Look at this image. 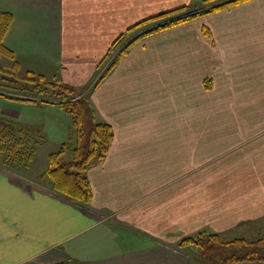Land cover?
Listing matches in <instances>:
<instances>
[{"label": "crops", "instance_id": "obj_1", "mask_svg": "<svg viewBox=\"0 0 264 264\" xmlns=\"http://www.w3.org/2000/svg\"><path fill=\"white\" fill-rule=\"evenodd\" d=\"M187 1L0 0L11 15L1 42L20 68L81 86L129 26ZM90 102L113 132L103 160L86 169L90 200L54 191L39 176L45 168H0V264H203L179 241L264 235V0L136 41ZM36 106L50 119L23 123L48 141L32 163L51 141L46 167L71 118Z\"/></svg>", "mask_w": 264, "mask_h": 264}, {"label": "trees", "instance_id": "obj_2", "mask_svg": "<svg viewBox=\"0 0 264 264\" xmlns=\"http://www.w3.org/2000/svg\"><path fill=\"white\" fill-rule=\"evenodd\" d=\"M241 1L244 0L221 2L216 6L208 7L194 13L184 14L160 26L148 29L125 44L110 60L108 55L110 53L112 54L116 45L129 31L154 19L160 20V18L169 16H179L183 10H187L188 5H181L162 11L129 26L127 30L118 36L97 64V69L104 66V70L100 72V75L96 78V83L92 86H97L105 78L134 42L151 33L193 20L203 14ZM10 22L11 15L0 12V56L12 58L9 66L3 65L0 62V73L13 76L15 82L18 84H26L27 87L19 86L16 83L6 85L0 82V97L8 100L17 99L20 101L34 102L36 105L53 102V104L63 108L70 115L71 123L68 138L56 150L48 154L47 167L41 173V176L46 177L51 188L65 198L80 203H87L91 198V190L86 176V169L91 163L100 162L105 157L113 139L112 129L109 124L98 121L95 118L94 108L88 96H86V93L77 89L78 86L68 84L56 78L49 79L31 70H20L18 61L14 59V52L5 47L1 42ZM203 32L208 33L206 28H203ZM1 90L7 93L1 92ZM33 90L35 93L32 94L31 91ZM50 91L57 95V101L42 99L45 93L47 94ZM8 92L19 94L13 96ZM33 97H40L41 101H34ZM43 140L44 135L40 129L0 115V161L9 159L15 163V160H17L24 161V165H28L35 156L37 145L42 143ZM65 154L69 155V159L66 161L62 158ZM178 244L180 246L193 245L200 249L203 255L208 254L217 247L227 248L229 255L222 258L219 264L264 262V235L253 239L239 237L231 240H222L217 233L199 232L183 238ZM203 264H205V261H203Z\"/></svg>", "mask_w": 264, "mask_h": 264}, {"label": "rangeland", "instance_id": "obj_3", "mask_svg": "<svg viewBox=\"0 0 264 264\" xmlns=\"http://www.w3.org/2000/svg\"><path fill=\"white\" fill-rule=\"evenodd\" d=\"M226 1H228V0H209V1H207V0L206 1L205 0H189V1H187V4H186V5H188L187 10H183V12H181V14L179 16H169V17H165V18H160V20L154 19L148 23H145V24L138 26V27L134 28L133 30L129 31L125 35V37L122 38L121 41L116 45L115 49L112 51V54L110 53L108 55V57H110V60H111V58L114 56V54L117 53L119 50H121V48L123 46H125V44H127L130 40H132L137 35H140L141 33L147 31L148 29L154 28L156 26H160V25H162L168 21H171L172 19L183 16L184 14L194 13V12H197L199 10L206 9L208 7L216 6L217 4H219L221 2H226ZM153 15H155V13L150 14L141 20H144L148 17H152ZM203 15H205V14H203ZM203 15H201V16H203ZM170 27H173V26H170ZM151 34H153V33H151ZM149 35H147V36H149ZM147 36H145V37H147ZM145 37H143L142 39H144ZM142 39H140V40H142ZM14 59L17 60L15 53H14ZM11 61H12L11 57L7 58L6 56H0V62L3 65L9 66L11 64ZM39 61H37L36 63H39ZM45 63H47V62L46 61L42 62V64H45ZM116 65L110 70V72L116 67ZM103 68H104V66H101L98 69V72L95 74V77H93V79L91 81H89L85 85H81V86L79 85L77 87V89L86 93V96H88L89 100H90L91 91L94 88L92 85H94L96 83V78L100 75V72H103V70H104ZM46 69L52 70L51 64L48 67H46ZM20 70L24 71V68L21 67ZM57 77H58V75H57ZM48 78L53 79L52 76H49ZM0 82L2 84L4 83L6 85L15 84V83L18 84L17 82H15V79L13 78V76H10L8 74H3V73H0ZM18 85L27 87L26 84H20L19 83ZM1 92L7 93L4 90H1ZM8 93L12 94L13 96H16L17 94H19V93H13V92H8ZM31 93L33 94V93H35V91L34 90L31 91ZM33 99H34V101L35 100L38 101V100H40V97H33ZM42 99L43 100L48 99L49 101H57V95H55L52 91H50L47 94L45 93V95L42 97ZM46 104L47 105L53 104V102H51V103L48 102ZM46 104H43V105H46ZM40 108L41 107H37L34 102L20 101L17 99L16 100L15 99L8 100V99H4V98L0 97V115L5 116L6 118H11V119H13L17 122H20V123H23L25 120H28V119H32V120H34V119L37 120V119H41V118L50 119L49 115L46 112H44V109H40ZM58 119H59V117H58ZM36 129H40V128H36ZM40 131L42 132L41 129H40ZM42 134L44 135V140L42 143H44L47 141V137H45V134L43 132H42ZM40 144H38V145H40ZM51 147H53V145L51 144V141L48 144L45 143V144L39 146L40 149H38V153H37L38 160L35 161L34 163H32V161H30L28 163V165H24V161L22 162V161L15 160V163H13L14 161H10L9 159H7L5 161L4 160L0 161V168H3L7 171H10L11 173H17V171L18 172L25 171V169L30 168V172L34 175H37V173L40 170H42V168L46 169L47 166L43 167V166H45V165H43V157L45 156L46 150L48 148H51ZM62 158H63V160L66 161L69 159V155L65 154L62 156ZM39 176H40V178L47 180L46 177L41 176V173ZM47 183H49L48 180H47ZM49 186H50V184H49ZM251 234H253V235H250L251 237H256L260 233H251ZM223 238L228 239L229 237L227 238L226 235H223ZM191 246H192L191 249H194L195 252H197L199 254V256L205 261V264H219V262L221 261L222 258L229 255V250L227 248H224V247H217L216 249L209 252L208 254L203 255V253H201L200 249H198L197 247H195L193 245H191Z\"/></svg>", "mask_w": 264, "mask_h": 264}]
</instances>
